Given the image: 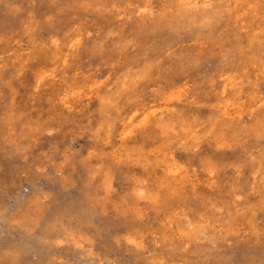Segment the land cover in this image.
Masks as SVG:
<instances>
[{
    "label": "rangeland",
    "instance_id": "1",
    "mask_svg": "<svg viewBox=\"0 0 264 264\" xmlns=\"http://www.w3.org/2000/svg\"><path fill=\"white\" fill-rule=\"evenodd\" d=\"M0 264H264V0H0Z\"/></svg>",
    "mask_w": 264,
    "mask_h": 264
}]
</instances>
